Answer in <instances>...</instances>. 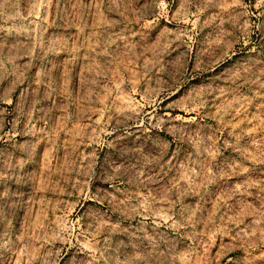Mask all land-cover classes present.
Masks as SVG:
<instances>
[{"label":"rangeland","instance_id":"374dc122","mask_svg":"<svg viewBox=\"0 0 264 264\" xmlns=\"http://www.w3.org/2000/svg\"><path fill=\"white\" fill-rule=\"evenodd\" d=\"M0 264H264V0H0Z\"/></svg>","mask_w":264,"mask_h":264}]
</instances>
